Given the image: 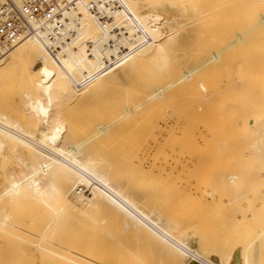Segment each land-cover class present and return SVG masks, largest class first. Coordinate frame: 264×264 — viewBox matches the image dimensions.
<instances>
[{"label":"bare ground","instance_id":"1","mask_svg":"<svg viewBox=\"0 0 264 264\" xmlns=\"http://www.w3.org/2000/svg\"><path fill=\"white\" fill-rule=\"evenodd\" d=\"M120 1L122 8L117 11L123 18L122 29L124 28L126 31V39L130 43V47L137 51L136 54L126 55L123 66L92 73L61 71L54 80L39 84H37L40 82L38 79L35 80L30 76L25 82L32 80L34 89L24 88L19 92L18 114L25 115L26 121L0 109V150L8 146L13 153L11 157L14 156L20 166H18L19 171L1 170L0 173V231L6 234V238L5 234L2 235L3 238H0L4 242L0 244V260L6 262L10 258L5 254L7 235L16 237V233L12 231V229L15 230V227L5 230L7 226L11 225L9 222L11 214L6 212L7 207L13 205L22 207V203L30 201L34 212L39 208L37 205L41 204L43 205H40L43 207L41 209H48V214L53 215L47 222L46 228L49 231L39 235L38 241L22 239V242L26 241L34 246L40 260L41 258L64 260L68 264H141L142 257L154 260L157 255H161L167 259L169 264H191V262L199 264H262L264 262V107H262L264 93H261L264 91L261 92L258 89L261 83H258L259 86H255L257 84L254 83L261 80L264 82V61L263 64H259L260 67L257 65L258 62L254 64L253 53V57L249 56L248 58L250 61L252 60L251 64L256 68L248 63L250 66L246 65L248 68L240 66L239 69H235V67L232 69L233 73L242 75L241 77L237 75L240 78L238 85L244 86L241 87L242 89H238L239 91L235 94L236 90L233 87L239 82L233 84L235 75L230 70V75L234 76H232V81L230 80L232 83L228 81L230 77L227 69L235 66L236 60L228 63L229 66L225 63L230 60L224 61L228 55L213 51L211 56L208 57V55V58L200 65L195 68H182L162 86L138 87V91H136L138 97L134 99L136 101L127 99L124 102H107L105 105L102 103L107 98H103L100 106L96 103L97 106L93 105L94 107L90 110H87L89 108L85 109V113H81L79 110L74 111V107L73 109L70 107V102H73L75 98L93 96L94 94L99 96L109 87L124 81L131 75L148 69L150 66L164 64V56L167 53L166 38L167 34L171 33L164 32L169 27H165L164 24H170L175 19L169 15L160 21L155 19V16L150 19L145 16L146 20H143L145 18L137 17L131 8L127 7L131 6L129 3H125L124 0ZM153 1L169 4L185 3L183 0ZM227 1L225 0V4L221 2V5H226ZM242 1L229 0L226 6L239 5L243 7L250 6L252 3L254 6H264V0H247L245 3ZM103 7L106 9L105 6ZM228 7L226 9L229 10L230 7ZM78 11L80 16L78 24L74 28L75 36L67 45L61 46L58 52L60 55L62 54L61 57L59 55L57 58L50 56V64H54L56 60L60 61L61 66L68 64L69 49L74 48L70 44L74 43L78 37L95 36L99 25L104 23L100 22L85 6H79ZM234 12L236 13V9ZM242 13L244 12L241 11V14L238 12L241 16ZM236 20L239 19L236 18ZM259 22L264 24V15L260 16ZM182 24L180 21H176L174 25H176L175 28H179ZM257 24L260 25L258 22ZM256 27L258 26L256 25ZM253 31L255 33V29ZM246 35V32L236 33L234 44H238L237 46L240 48L239 44H244L246 38L245 45L248 44L250 36ZM117 36L119 39L122 38V36ZM255 39L257 38L255 37ZM110 43L113 44L114 40H111ZM131 44L133 45L131 46ZM94 46L93 42L89 43L90 50L93 51ZM109 48L108 44L104 45L102 42L99 45V49L103 53ZM44 50L47 49L38 36H26L1 52L0 87H7L10 84L7 80L9 76L21 67L27 68L28 59ZM65 55H67L66 59ZM63 57L66 61L63 60ZM245 58L247 59V56ZM224 65L229 66L226 68L227 71ZM251 67L255 69V72ZM261 67L262 71L259 70V73L257 70ZM222 68L226 71V76L220 80H214V82L218 80L215 86L218 87L223 83L230 88L224 86L228 88L226 89L222 87V84L220 86L222 87L221 94L223 92V94H227L231 90L232 93L228 94H234L231 95L234 98V96L237 97V93L250 95V92L253 91L251 95L254 98L253 93L259 91L257 96L262 98L259 100L263 103L259 101L260 103L257 105L255 100L250 101L251 97L249 104L245 101L244 105L235 103L238 100L232 102V104L240 106L236 110L237 105L236 107L235 104L233 105L235 113L239 114L237 117H240L238 127L233 126L237 124L235 123L236 116L233 114L235 116L233 118L229 114L233 113V110L230 111L231 102L227 100L228 98L225 100L220 96L216 97L215 93L220 91L218 90L220 87H218L215 93L213 92L214 97L211 96L212 94L208 96V101L202 97L204 100L202 99L201 102L200 97L197 96L196 99L199 97L200 103H197L198 100L193 98L192 100L195 102L187 104L191 100L190 96L189 100L186 98V102L184 99L182 104L186 103L187 106L185 109L183 108L182 114L178 110L179 108L174 109L175 111L172 109L171 112L166 111L155 124L152 122L154 126L151 124L146 128L148 129L146 130L147 134H140L142 135L140 136L134 130L135 135L132 133L131 130L136 129L133 123L137 122V118L145 113H148V116L149 112L155 111L157 107L162 110L161 113L164 112L165 106L172 104L169 98L171 93L175 95L174 91L177 92L179 86L183 91L184 86L186 89V86L195 84V86H200L199 91L201 88L205 92L206 87L201 79L203 73L218 75L219 73L215 71H220V69L223 71ZM247 71L249 73L246 76L244 72ZM25 72L27 73L28 70ZM257 72L259 76L254 75L256 81L253 76L250 77H253L254 80L247 78L249 74H258ZM172 73L174 74V71ZM261 74L263 75L261 76ZM244 75L247 82L243 78ZM223 79H228L226 83H230L232 86L225 84ZM243 79L246 84H242ZM250 81L252 83L255 81L254 85ZM249 83L257 88L253 90L254 88ZM223 88L224 91H222ZM243 88L251 90L245 92ZM196 89L197 87L194 90ZM211 89H208V92ZM257 89L258 91H256ZM208 92L206 90L205 93ZM203 93L202 96H204ZM228 94L223 97L231 98ZM257 96L256 99H258ZM169 100L170 102L167 103ZM177 102L179 103V101ZM252 102H255L256 107L252 105ZM245 105L247 112L249 105L257 109L250 112L251 107H249L250 116L247 112L240 115L242 111L238 110H244L243 106ZM162 106L165 107L164 111ZM227 106H229L228 109ZM260 107L261 111H259ZM45 108L47 109L45 110ZM223 111L229 112L224 114V117L231 115L234 124L231 125V116L223 117ZM159 114L156 115L157 118H159ZM244 115L246 118H243ZM145 117L144 115L143 118L145 119ZM241 119L244 120L241 121ZM130 122L135 126L129 125L127 130L131 132L125 130ZM225 124L228 126L226 127ZM229 124L232 126L231 129H228ZM141 126L144 125L141 124ZM149 127L153 129L150 130ZM139 128L138 131L136 129L137 133L141 132ZM123 135L129 136V138H125L126 136ZM159 152H161L160 159L156 157L157 155L159 157ZM84 188H87L86 191L90 192L91 197L86 195L83 191ZM73 200L77 201L82 212L91 213L90 219L87 221L90 225L87 226L82 222L83 220L75 219L77 221L75 223L79 225L64 226L65 240H63L59 232L56 231V224L60 217L67 222L68 215L65 213L60 216L62 215L60 213L64 211H60L55 205L71 210ZM66 211L68 212V210ZM102 211L106 212L104 227L108 232L106 237L102 235L107 234L106 232L103 230V233L99 232L102 229L99 225L101 222H97L99 227L92 223L93 220H97ZM67 214L70 215V213ZM35 223L32 224L34 228L36 227ZM75 227H79V230L72 237ZM21 233H19L20 236ZM25 238L28 239V237ZM13 241L17 240L13 239ZM193 243L196 244V247L193 246ZM11 247L13 248V246ZM212 248L219 253L220 262H216L209 256L210 254L208 255V250ZM16 251L25 257H31L30 254L28 255L31 250H27V252L25 249L19 248ZM14 257L12 256V258ZM46 260L43 261L46 263Z\"/></svg>","mask_w":264,"mask_h":264},{"label":"rangeland","instance_id":"2","mask_svg":"<svg viewBox=\"0 0 264 264\" xmlns=\"http://www.w3.org/2000/svg\"><path fill=\"white\" fill-rule=\"evenodd\" d=\"M174 1H176V0H174ZM183 1L185 2L183 4H181L179 2H177V3L175 2V3L169 4V3H157V2H155L153 0H124L125 3L127 2V3H129L131 5V6H127V7H130L131 10H132V12L137 17H139L141 19L145 18V16L147 18L149 17L148 19H150L151 17H154L155 16L154 18L157 19L158 21H160V20H162L163 17L165 18V16L167 17L169 15L173 19H175L174 21L170 22L171 25L169 23L164 24L165 27H168L169 26L168 29H165L164 30V32H166V33L171 32L170 35H169V33L167 34V38H166V41H167L166 42V52L168 54L165 53V56H164V64L163 65L165 67L163 65H161V64H160L161 67L158 66V64L155 65V66H153V67L150 66L148 69H145V70H143V71H141L139 73H136L134 75H131L130 77H128L124 81L119 82L116 85H113V86L109 87L107 90H105L101 94H99V96H97L98 94L97 95L94 94L93 95V96H95L94 98H93V96H85V97H82V98L81 97L75 98L73 102H70V107H72V109L74 107V109H73L74 111H76V110L78 111L79 110V112L81 111V113L82 112L85 113V109L89 108L87 110H90V108L94 107L96 105V103L100 106L101 103H102V101L105 98H107V99L102 104H105L107 102L111 103L112 101L124 102L127 99H129L131 101H136L134 99H136L138 97V92H136V91H138V87H146L147 88V87H150V86H153V85L162 86L166 82H169L171 80V78L175 76L176 72H178L182 68H187V67L188 68H195L196 66L200 65L206 58H208V57L211 56L210 54H212L213 51L214 52H220V53H222L225 56L228 55V57L226 56V58L224 59V61H226V60L229 61L230 60L229 62H226V63L224 62L227 65H229L228 63H230V62L232 63L233 60H236L237 63L236 64L233 63L235 66L229 67L230 65L229 66L224 65L225 66L224 67L225 70H226V68L229 67V69H227L228 71L226 70L228 73L230 71H232V73H233V70L232 69L234 67H235V69H239V68H241L240 66H243L244 67V66L248 65V63L251 66H255V65H252L251 64L252 63L251 62L252 60L251 61L249 60L250 58L253 57V53H254L253 60L255 62V63L254 62L253 63L256 64V62H258L257 65H259L261 63L263 64V61H264V38H262V37L264 36V24H260L261 22H259V21H260V16L261 15H264V10H263L264 9V6H254V4L252 3L250 6H243L242 7V6H239L238 5V6H229L230 7L229 8L228 6H226L229 3V0L228 1L226 0L227 1L226 2V5H224L225 4V0H188V2H186L187 0H183ZM246 1L247 0H245V1L243 0L242 2L245 3ZM221 2H223L224 4L221 5ZM223 6H224V8H223ZM226 7H228L230 11L228 9H226ZM237 8H241L242 10L241 9L238 10ZM212 9H214V11H212ZM235 9H236V13L234 12ZM247 9H249V10H247ZM241 11L244 12V13L246 12V13L245 14L242 13V16H241V15H239V14H241ZM238 12H239V14H238ZM205 13H207V14H205ZM249 14H251V15H249ZM162 15H164V16H162ZM236 18L239 19V20H236ZM176 19H178V20H176ZM143 20H146V18L143 19ZM176 21H178V22L180 21L183 24L179 28H175L176 25H174V24H175ZM252 22H255V23H252ZM257 22L260 25H258ZM115 23L117 24V26L115 25ZM256 25L258 27H256ZM99 26L100 27L97 30L98 32H97V34H95V36H92L91 35L92 37H88V38H79L78 37V38L75 39V42L74 43H71L70 44V45H73L74 48L69 49V52L70 53H69L68 58H67V55H65V59L66 58L68 59V62H67L68 64H66L65 66H61L60 61H58V60H56L54 62V64H50L49 60H50V56H52V55L47 50L41 51L40 53L35 54L30 59H28L27 64H26L27 68H24L23 69V67H21V68H19L17 71H15L14 73H12L9 76V78L7 79L9 81L8 84L10 83L8 85L9 87L8 86H7L8 88L6 86L4 88H1L0 87V109L4 110L7 113H10L14 117L20 118L22 121H26L25 115L23 116V115H19L18 114L19 107H20V104H19L20 103V100H19L20 94H19V92L22 91L24 88H30L32 90L34 89V87H33L34 83H33L32 80H29L28 82H25V80L29 79L30 76L33 77V78H35V80L38 79V81H40V82H37V84H39L41 82H44L45 83L46 81L50 82V80H54V78H56L57 75L61 71H71L70 73H78L79 71L81 73H92L94 71L97 72L100 69V67L103 65L104 59L106 57H108L109 54H111V53H117L118 50L121 47H128V48H130L129 49V52L127 54H129V53L136 54L137 53V51L134 50L133 47H130V43L126 39V34L124 36H122V38L119 39V37L116 34H113L111 32V30H112V28H114V26H116L115 27L116 29L119 28L121 30H122V27L124 26L123 25L122 15L118 11L115 12V14L113 16V20H108V21L100 24ZM253 26L256 27V28H254ZM253 28L255 29V33L253 31L254 30ZM178 29H180V30H178ZM114 30L115 29H113V31ZM168 30H170V31H168ZM242 32H244V33L246 32L247 35L250 36V37H249L248 42H247L248 44L245 45V43L247 41V38H246L244 44H239L240 45V48H239L237 46L238 44L237 45L234 44V40H235V37H236L235 34L236 33H242ZM119 36H121V35H119ZM255 37L257 39H255ZM111 40H114V43L113 44L110 43ZM262 40H263V42H262ZM92 42L95 45L93 51L89 49V43H92ZM101 42L104 45L105 44H108L110 46V48L105 53H103L99 49V45H100ZM132 45L133 44H131V46ZM249 45H251V46H249ZM228 46H229L230 49L229 48L227 49ZM226 49H227V51H226ZM233 53H235L234 54V57H233ZM257 53H258V55H257ZM58 55L61 57L62 54L60 55V53H58ZM230 55L232 56V58H231ZM255 55H256V57H255ZM235 56H237V57H235ZM245 56H247V59L245 58ZM249 56H250V58H248ZM239 58L240 59L242 58L241 61H240ZM65 59L63 57V60L64 61H66ZM238 59H239V61H238ZM258 59H260V60H258ZM124 61H125V58H123L119 63H117L118 65H114V66L108 68L105 71L111 70L114 67L123 66L124 65L123 64ZM259 67H260V65H259ZM255 68H256V66H255ZM257 68H258V66H257ZM251 69H252V67H251ZM25 70H28V72L26 73ZM225 70L224 69H223V71L221 69H220V71L219 70H216L215 72L216 73H219L218 74L219 76L217 74H213V75H210L208 73H203L204 75L202 74L203 76L201 77V79L204 81L203 83L205 84V87H206L205 92H206V90L208 92V89L210 90L212 88L210 92L205 93L203 90H201V88H200V91H201L200 92L199 89H198L200 86H198V85L195 86V84L188 85V87L189 86L190 87L192 86V88L189 87L190 89L187 86H186V89H184L185 88V86H184L183 89H182L184 91L183 92V91L180 90V86H179L178 87L179 90H177V92L174 91L175 95H172V93H171V95L169 97L170 100H171V102H170V100L167 102V103L170 102L172 104H170L169 106L167 104H165V105H167V106H165L166 107V110H165V107H163L164 105L162 106L163 107L162 108L163 111L165 110L164 112L161 113L162 110L159 109L158 107H157L156 110L153 108V110H155L156 112L158 110V113H156L155 111H152L151 113L149 112V115L148 116H147L148 113H145L144 114L146 116L145 119L143 118L144 117V115H143L140 118H137L136 119L137 120V122H136L137 124L136 123H133L136 127L132 124V122H130L129 124H127V128L125 130L126 131H129V130H127V129H129V125L130 126L132 125L138 131V128L140 126V128H139V130L141 131V132L139 131L140 133H137L136 132V129H132L133 127L131 128L132 129L131 130L132 133H134V131H135V133L138 134V135H140V134H147L146 133L147 132L146 130H148V129H146V128L148 126H150L151 124H152L151 126H154L155 122L158 121L157 119L162 118L164 116V114L166 113V111L167 112H169V111L171 112L172 109L173 110L174 109L177 110L179 108L178 110H180V112L182 114V112L186 108L187 104H190L191 102H195V100L196 101L198 100L197 101V103H198L200 99H201V102H202V99L204 100V98H206L205 101H208L209 100L208 99V96H210L211 94H212L211 95L212 97H214V95L216 94V97L220 96V97L224 98L225 100H226V98H228L227 100H229L231 103L228 102V101L227 102L230 103V105L232 104L233 101L235 102L236 100H238V101H236L235 103L238 102V103H241L242 105H244V103L247 102L249 104V98L250 97H251L250 101H254L255 100L256 105L259 104L260 102L261 103L264 102V99L262 100L263 101L262 102V101L259 100V99H262V98H260V96H257L258 95V92H259L258 89H260L261 92L264 91V82H261L262 80L259 81L260 79L258 80L259 82H257V83L255 82L256 81L255 76L256 75L259 76L260 71H262V67H261V69H258V70L256 69L257 71L260 70L259 73L257 72L258 74H253L252 73L253 75H250L249 74L248 77H247L249 79V78H251L250 76H253L254 79H255V81H254L255 83L254 82L253 83L254 84H257L255 86H259L260 85L258 87V89L256 90L258 92L253 93V95L255 97L257 96L258 99H256L255 97H254L255 98L254 99L252 97L251 94H252L253 91L250 92L251 93L250 95H246L243 90H242V92L244 93V95H242L241 92H240L239 94L237 93V97L236 96H234V98L232 97L236 92L239 91L238 89H242L241 87L243 86V85L242 86L238 85V84H240V81H239L240 78H239V76L241 77L242 75L237 74L235 72L233 74L236 77H238V78H236L232 74V76H234L233 84L239 82V83H237L235 85V87H233L234 90H236V91L234 92V94H231L232 96L230 94H228L231 90L228 91V93H227L228 95L231 96L232 99L229 96L223 97V95L224 96L227 95L226 93L225 94H223L224 92L222 94L220 93L221 92L220 89H222V87L226 86L223 83H222L223 84L222 87H220L222 85L221 83H220L221 85L218 86V87H220L218 89L220 91H218V92L215 93V90L218 88L217 86H215V85H217L216 83H218V80H220L222 77L225 78L224 76H226V74H225L226 71ZM252 70H254V72H255V69L254 68ZM252 70H251V72H252ZM173 71H174V74L172 73ZM263 71H264V68H263ZM230 73H229V77H230L229 80L228 79H226V80L223 79V80H225V84H229V86L231 84L230 83H226V81L227 80L228 81H230V80L232 81V76L230 75ZM244 73L246 75L249 72L247 71V72H244ZM237 75H239V76H237ZM245 75H244L243 78L246 81V76L247 75L246 76ZM262 75L263 74H261V76ZM227 77H228V75H227ZM252 78L250 80H254ZM259 78H262V77H259ZM216 79H218L217 82H214V80L216 81ZM244 79L242 80L243 83L241 82L242 84H244V83L246 84V82L248 81L247 80L245 82ZM220 82H222V81H220ZM251 83H249V84H251ZM258 83H261V84L258 85ZM206 84H208V85H206ZM252 84H251V87H253L254 88L253 90H255L257 87L252 86ZM119 87H121V88H119ZM196 87H197V89L194 90ZM226 87H228V85ZM226 87H224V88H226ZM262 87H263V89H262ZM136 88H137V90H135ZM176 88H175V90H176ZM224 88H223L222 91L225 90ZM228 88H230V87H228ZM228 88H226V89H228ZM133 89H134V91H132ZM243 89L245 90V92H247V91L249 92L251 90V89L248 90L246 88H243ZM191 90H192V93H191ZM179 91H181V92H179ZM195 91H197V92H195ZM198 91H199V93H198ZM194 92L196 94H198V95H196ZM213 92L215 93L214 95H213ZM186 93H187V96H186ZM189 93H190V95H189ZM202 93H203L204 96H202ZM217 93H219V94H217ZM230 93H232V92H230ZM263 93L264 92H262L261 94H263ZM183 94L185 95V97H184ZM247 94H249V93H247ZM133 96H134V98H133ZM173 96H174L175 99L172 98ZM197 96H199L200 99H198L199 97L196 99ZM181 97L183 98V100H180V99H182ZM188 97L191 100L193 98H195V100H192L191 101V100H189ZM202 97H204V98H202ZM186 98L189 101L187 102V104L185 103V105H184L182 103H184V99H185V102H186ZM239 98H240V100H239ZM263 98H264V96H263ZM43 99L45 100L44 97H43ZM256 100H258V101H256ZM177 101H179V103ZM254 103L252 105H254L256 107V105ZM234 104H232L230 106V108H231L230 111L233 110L232 111L233 113H229V112L228 113L231 114L233 116V118L236 116L235 119L237 121H235V123H237V124H234V121H233L234 119L232 118L231 115H229V116H226L225 115V117H224V114H228V113H225L224 111H223L222 114H223V117L224 118L231 116L230 117V119L232 120L231 121V125L234 124L233 126L236 127L238 125V122L240 121V117H237V115H239V114L238 113L236 114L235 112H236V110H237L238 107L240 108V106H238V104H235V105ZM173 105H174V107H173ZM233 105L235 107L237 105L235 111H234V108L235 107ZM246 105L243 106L245 111L244 110H238V111H242L240 115H243L242 113L245 114V112H247L246 109H245L247 107ZM250 105H249V107H251V109H252L253 107L250 106ZM263 105H264V103L262 104V107H264ZM159 106H161V105H159ZM176 106H178V107H176ZM243 107H242V109H243ZM249 107L247 109L248 110L247 113H249ZM167 108H168V110H167ZM181 108H182V111H181ZM228 108H229V106H227V109ZM46 109L47 108H45V110ZM251 109H250V112H253V111H256L257 108H255V110H253V109L251 110ZM159 110H160V112H159ZM225 111H226V107H225ZM259 111H261V107L259 108ZM157 114H159L158 115L159 118L156 117ZM246 116H247V114H246ZM246 116L245 117L242 116V117L243 118H246ZM249 116H250V113H249ZM237 118H239V119H237ZM227 119H229V118H227ZM243 120L241 119V121H243ZM145 121L147 123L149 122L148 125H147V123ZM139 122H141V123H139ZM152 122H154V124ZM141 124H143L144 126H141ZM239 124H240V122H239ZM137 125H138V128H137ZM145 125H147V126H145ZM231 125L228 127V129H231V127H232ZM225 126L227 127L228 125L225 124ZM226 127H225V130H226ZM149 129H150V127H149ZM152 129H150V130H152ZM223 130H222V132L225 133V131H223ZM126 131H125V133H126ZM131 131H129V132H131ZM227 131L230 132V130H227ZM234 131H233V133H235ZM236 131H237V129H236ZM135 133H134V135H135ZM118 135H119V133H118ZM126 135H123V136L125 137ZM128 135L130 136V134H128ZM123 136H121V137H123ZM129 136H126L125 138H129ZM140 136H142V135H140ZM12 154H13L12 153V150L10 148H8V146H5V147H3L2 150H0V173H1V170H6V171H11V170L12 171H19V167L20 166H19L18 162L16 161L15 157L14 156L11 157ZM159 154H160L159 157H158V155L156 156L158 159H160V157H161V152H159ZM163 157H164V154H163ZM13 159H14V161H13ZM6 168H8V169H6ZM11 168H14V169H11ZM86 189L87 188H84L83 191L86 193V195H88L89 197H91L92 195L90 194V192L86 191ZM26 202H24V203L21 204L22 207L20 205H18L17 207H15L13 205V206L7 207V209H6V212L9 215L11 214L10 215V218H9V222H10L11 225L10 226H7L8 228L9 227L10 228L9 229H6L7 228L6 227L5 230H10L11 228H14V227H15V230L16 229H17V231H18V229H20V230L17 232L14 229H12V231L14 233H16V237L15 238H13L14 236L12 237L10 235H7L8 237H7V240H6L7 242L5 243V254H6V256H8V258L9 257L10 258L6 262H5V260H4V262L2 260H0V264H7V262H8V264H38V263L39 264H43V263L44 264H68L64 260H55V259L54 260H46V258H41V260L42 259L43 260L44 259L46 260V263L43 260H42L43 261L42 262L40 260V256L37 254L38 251L36 249H34V246L30 245L29 242L27 243L25 241V240L38 241L39 240V238H38L39 235H41L45 231H47V232L49 231V230H47L48 228H46L47 227V222H48L49 218L51 216H53L51 213L48 214V211H47L48 209H41V208H43V207H41V206H43L41 204H39V206L37 205V208L38 207L39 208L35 210L36 212H34L33 208H31V206H30L31 205L30 204V201H26ZM76 202L77 201H75V200H73L71 202L72 203L71 204V207H70V208H72L71 210L70 209H65V208L59 207L58 205H55V207L57 209H60V211H64V212H61L60 213V214H62L60 216H63V214H65V213H66V215H68V218H67L68 221L67 222L66 221H63V218L60 217V220L56 224L57 225L56 226V228H57L56 231L59 232V235H60V237L63 240H65V234H64L65 233L64 232L65 231V228H64V226H67L68 225L69 227H73L72 224H77L75 222H77L78 220L79 221H82L83 220L82 222L85 223V225H87V226L90 225V224H88L87 221H89V219H90L89 216H90L91 213L90 212H85L86 213L85 214L84 212H82L80 210V208L78 207L79 205ZM74 205L77 206V207H75ZM10 207H12V208H10ZM13 208H14L15 212H14ZM16 208H17V210H16ZM66 210H68V212ZM72 210L74 211V213H73ZM90 210H92V209H90ZM11 211H13V212L11 213ZM13 213H14V216H13ZM67 213H70V215L67 214ZM105 213H106L105 211H102L101 212V215L99 217H97V220L95 219L96 222L94 220L92 221V223H95L97 226L99 224L97 222H101L99 224L100 227L102 228V229L100 228L101 230L99 231L101 233H103L102 230L104 232L107 231V229L104 228L105 227V224H106L105 223V221H106V219H105V217H106L105 215L106 214ZM84 215H86V216H84ZM85 218H86V220H85ZM98 218H99V221H98ZM40 221L43 224H41ZM33 222H36L35 223L36 224V227L35 228L32 227ZM103 223H104V225H103ZM95 224H93V225L96 226ZM77 225H79V224H77ZM30 226L32 227V229H31ZM41 227H43V228H41ZM44 228H45V230H44ZM29 230H31V231H29ZM77 230H79V227L78 228L77 227L74 228V231L72 233V237H74V235L77 233ZM23 231H24V235L26 234L25 236L23 235ZM30 232H32V233H30ZM0 233H1L0 234V238H3L2 235H4L5 233H3V231L2 232L0 231ZM19 233H21V236H20ZM106 233L107 234H102V235H104V237H106V235H108V232H106ZM29 234H31V235H29ZM32 234H34V235H32ZM4 237L6 238V234L4 235ZM17 237H19V238L22 237V238L19 239ZM25 237H28V239L25 238ZM13 239L14 240H17V241L15 242V241H13ZM22 239H25L24 240L25 242H22ZM20 242H21V244H20ZM3 243L4 242L2 241V239H0V244H3ZM17 243H18V245H17ZM14 244L17 245V247L19 246L18 249L19 248L20 249H25V251L31 250L30 252L27 251L28 252V255L29 254L31 255V257L29 256L31 259L28 256L25 257V255H23L22 253H21L22 255L19 252L17 253L16 250H18V249H17V247H15ZM11 246H13V248L14 247L16 248V249L14 248L15 251L13 250V248ZM193 246L196 247V244L193 243ZM10 247H11V250L9 249ZM30 247H31V249H30ZM211 250L216 251V252H212ZM208 252H209L208 255L210 254L209 256L213 260H215L216 262H220V260L218 258L219 253L217 252L216 249H214V248L209 249ZM12 256L13 257L14 256L15 257L17 256V258L16 259H15V257L12 258ZM21 259H24V260H21ZM28 259H30V260H28ZM141 259H142L141 260V264H169V262L167 261V259L165 257L161 256V255H157L154 258V260H152L150 258H147V257L146 258L142 257ZM38 260H39V262H38ZM237 260H239V259L237 258ZM235 261H236V259H235ZM263 263L264 262H262V264ZM191 264H199V263H196V262L195 263H192L191 262Z\"/></svg>","mask_w":264,"mask_h":264},{"label":"built area","instance_id":"3","mask_svg":"<svg viewBox=\"0 0 264 264\" xmlns=\"http://www.w3.org/2000/svg\"><path fill=\"white\" fill-rule=\"evenodd\" d=\"M79 6H85L100 22H106L113 20L115 12L122 8V2L120 0H0V53L23 37L38 36L47 51L57 58L61 46L67 45L76 34L74 28L80 16ZM115 25L117 26L116 23ZM116 26L111 32L124 36L125 29H116ZM128 52V47H121L117 53L109 54L98 71L116 65Z\"/></svg>","mask_w":264,"mask_h":264}]
</instances>
